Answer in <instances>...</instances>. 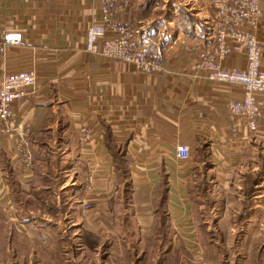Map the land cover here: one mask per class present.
I'll use <instances>...</instances> for the list:
<instances>
[{"label": "crops", "instance_id": "crops-1", "mask_svg": "<svg viewBox=\"0 0 264 264\" xmlns=\"http://www.w3.org/2000/svg\"><path fill=\"white\" fill-rule=\"evenodd\" d=\"M126 1V21L156 48L160 71L84 51L98 0L0 1V29L22 34L1 53L0 75L36 74L13 121L0 125V264H264V94L255 95L263 118L251 131L227 111L241 85L205 78L202 58L223 29L207 0L189 18ZM228 31L219 59L244 69ZM25 133L29 165L15 147ZM180 144L188 160L175 157ZM113 152L124 154V180ZM203 207L227 233L207 239L208 220L195 218Z\"/></svg>", "mask_w": 264, "mask_h": 264}, {"label": "built area", "instance_id": "built-area-1", "mask_svg": "<svg viewBox=\"0 0 264 264\" xmlns=\"http://www.w3.org/2000/svg\"><path fill=\"white\" fill-rule=\"evenodd\" d=\"M259 1L207 0L214 10L216 21L223 25V29L218 31V47L213 53L204 55L200 64L206 79L241 85L242 97L230 101L227 111L231 119L246 123L251 131L257 130L258 122L263 118L255 98L257 93L264 94V67L261 65L260 46L253 32L261 14ZM127 8L126 0H98L99 18L86 30L84 51L131 62L142 72L160 71L162 64L156 48L144 40L139 30L128 24L125 18ZM244 23H248L252 31L244 30ZM226 28L229 30L227 34L237 42V49L244 54L247 62L244 69L226 68L219 59L224 50L223 35ZM21 41L20 32L0 29V55ZM35 80L33 68L8 70L0 75V125L13 121V103L23 100ZM4 130L9 131V128L5 127ZM82 136L84 139L88 136L86 129H82ZM27 139L28 134H23L15 147L22 154V162L29 165L33 156L28 149ZM190 156L188 145L180 144L176 147L175 157L178 160H188Z\"/></svg>", "mask_w": 264, "mask_h": 264}, {"label": "rangeland", "instance_id": "rangeland-1", "mask_svg": "<svg viewBox=\"0 0 264 264\" xmlns=\"http://www.w3.org/2000/svg\"><path fill=\"white\" fill-rule=\"evenodd\" d=\"M143 1V0H140ZM200 1L201 0H147L146 4H150L149 7H152L154 9L157 10H162V11H166L167 15L171 16L172 13H184V16H187L188 18L190 17V14H196L197 15V11H198V7L200 6ZM203 1V0H202ZM204 3V1H203ZM128 7H130V5H128ZM163 7V8H162ZM157 31H159V33H156V38L157 39H161V37L164 35L163 30L162 29H157ZM119 156V154H118ZM124 167H121V174L124 171ZM123 180L125 179L124 177H121ZM123 189L125 190V194H124V198L127 199V197L129 196L130 193V189L129 186H127L126 184H122ZM245 193H247L246 197L244 198L245 201L249 202L250 200H254L255 195L258 193H253L252 191L247 192L248 188H244ZM218 197H221L219 194H217L215 197L213 195L207 197L206 202L208 203V205H211L214 201H216L218 199ZM220 199V198H219ZM196 207H199L198 205ZM202 210H198V208H195V218L197 220V222L199 224H201L203 221L208 220L207 225H209V229L211 230V232H208L206 229V224H201V228L202 231L204 233L205 236H207V239L209 238V235H213V234H222V233H227L228 229L227 225H225L224 223L219 226V227H215L212 223V215H214L215 213H211L208 211V209H206L205 207L201 208ZM206 211V212H204ZM203 212V213H202ZM205 216V217H204ZM237 232V230H235ZM62 247H64L66 249L65 244L63 243ZM70 247V246H69ZM68 247V248H69ZM61 261L64 263V259H61Z\"/></svg>", "mask_w": 264, "mask_h": 264}, {"label": "trees", "instance_id": "trees-1", "mask_svg": "<svg viewBox=\"0 0 264 264\" xmlns=\"http://www.w3.org/2000/svg\"><path fill=\"white\" fill-rule=\"evenodd\" d=\"M114 153V152H113ZM114 158H115V164L118 168L121 169L122 166H125L124 167V171H123V175L122 177L124 178H127L128 176V173L126 171V161H125V157H124V154L123 152H121V154H119V156L117 154L114 153Z\"/></svg>", "mask_w": 264, "mask_h": 264}]
</instances>
